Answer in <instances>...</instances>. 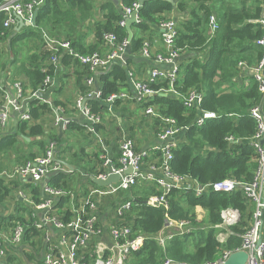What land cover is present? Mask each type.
Segmentation results:
<instances>
[{
  "label": "trees",
  "instance_id": "1",
  "mask_svg": "<svg viewBox=\"0 0 264 264\" xmlns=\"http://www.w3.org/2000/svg\"><path fill=\"white\" fill-rule=\"evenodd\" d=\"M136 1L139 0L102 2L101 9L106 12L104 20L94 24L95 35L101 43L103 34L108 32L115 33L119 41L128 37L126 27L119 22L124 18V9L131 7ZM174 1L148 0L141 7L140 21L132 25L134 37L127 56L128 66L132 63L131 55L142 52L146 41L144 34L148 33L152 26L159 27L160 23L167 19V13L175 9L178 12L175 47L180 54L192 52L195 56L180 65L181 73L174 85L176 93L165 91L170 88L168 80H159L151 84V88L159 92L143 100V108L154 106L160 116L175 119L182 128L188 127L183 131L185 133L183 141L173 149L174 156L170 161V169L174 174L190 177L203 186L226 178L243 183L251 182L258 167V155L252 145L257 124L250 110L256 105L264 104V93L259 90V84L253 77L252 84L247 87L238 88L230 85L225 91L221 87L238 75V63L246 62L253 65L263 55V49L256 44V40L262 34L261 25L255 22L263 13L262 0H180L177 3ZM93 8L94 0H45L39 7L36 26H26L15 35L14 30L4 27L6 15L0 14V59L7 50L12 51L15 63L18 57L17 45L21 41L27 40V43L35 44L37 48L35 51L32 49L26 56L27 62H21L19 66V72L27 79L26 84L22 81L24 90L27 91L29 88L36 91L43 86L47 76L53 77L57 71L51 60V52L43 43L40 28L46 29L52 37L70 41L80 54L96 52V47L82 48L81 39L77 34V28H83V24L93 16ZM212 15H215L218 23V29L214 32L210 26ZM200 54L204 55L203 59ZM63 57L60 62L63 61L64 64L71 60L79 62L70 55ZM85 67L88 73L89 67ZM96 78L102 97L92 99L89 104L92 113L98 115L106 112L104 102L111 94L128 88L129 69L111 65L109 71L97 75ZM192 90L201 94L202 99L198 106L189 108L184 105L182 98ZM160 93L167 95L160 96ZM3 95L4 89L0 87V100L3 99ZM60 104L59 101L54 103L57 107ZM30 107L34 120L52 112L51 106L43 103L41 99L31 100ZM203 111L215 112L217 117L207 119L202 126H198L195 120ZM152 122L154 128H157L160 119L154 118ZM99 127L96 128L100 129ZM27 129L31 137L44 134L41 125L19 121L13 133L0 139V155L10 160L12 154H15L14 165H17V154L26 162L46 151L48 143L45 139L27 142L22 138L30 148L36 146L37 153L34 150L27 152L21 148L18 137L25 134ZM128 138L133 139V134ZM51 140L60 143L62 139L52 137ZM156 157L162 160L160 151L153 153L150 160ZM79 161L83 159L79 158ZM101 161L100 157L97 166ZM2 165L3 163L0 164V168ZM85 171L93 173L94 170L85 167ZM78 174L77 171L55 174L51 177L49 186L73 193L81 192L80 188H75L78 184L84 187L87 184L97 187L89 178L85 181ZM19 187L32 194L36 203H40L43 198L40 186L24 182L18 177L9 181L6 176H0V241L6 246L3 236L11 237L13 228L17 223H22L25 226L23 242L28 246L20 251V255L28 263L44 264L36 253L37 246L34 240L41 234L42 229L34 226V219L30 216L31 207L17 198L15 193ZM131 192L134 201L131 211L126 215V221L132 227V236L142 235L145 240L138 251L127 256V262L130 264H159L167 258L188 264L214 261L225 251H234L241 247L242 235L249 226L255 209V205L247 200L240 186L229 193L216 192L211 188L202 194H197L194 190L173 189L167 195L168 208L151 204L154 197L163 193L156 182L138 184ZM11 201H14L16 206L12 213L9 212ZM229 207L241 212V220L229 228L227 241L220 243L216 238L217 229L213 226L222 221L221 211ZM54 209L62 215L60 218L63 221L69 222L71 211L68 197L56 198ZM198 211L205 214L199 215ZM168 220L189 221L196 231L174 237L168 240L165 248H162L156 237L163 231ZM14 259V254L8 252V261L13 263Z\"/></svg>",
  "mask_w": 264,
  "mask_h": 264
},
{
  "label": "built area",
  "instance_id": "2",
  "mask_svg": "<svg viewBox=\"0 0 264 264\" xmlns=\"http://www.w3.org/2000/svg\"><path fill=\"white\" fill-rule=\"evenodd\" d=\"M45 0H0V14H5L4 27L14 30L18 26L19 19L24 22L34 17L36 8H39ZM263 13L260 19L255 22L261 25L262 34L256 40V44L264 51V0H262ZM141 6L138 1L134 2L131 7L124 9V18L119 22L125 25L126 18L135 13L138 22L140 21ZM177 21L175 18L163 20L159 27L162 32L165 51L157 53L153 57L154 67L149 73L147 79L135 78L133 73H129V80L132 88L139 97L146 94L155 95L159 91L151 88V84L159 80H168L170 88L165 90L169 93H176L175 83L181 73L179 50L175 47L176 37L178 35ZM210 26L212 32L218 29V23L215 15L210 17ZM41 36L45 48L51 52V60L54 65L60 63L64 54H69L84 66L89 67L91 73L87 80L89 85L96 83L95 74L102 69L110 66L114 61L127 63L125 56L130 47L127 38L119 41L115 33L108 32L103 34V42L110 47L109 52L101 54L96 51L90 54H80L76 51L72 43L68 40L57 39L52 37L46 29L41 30ZM143 55L152 58L149 52L148 44L142 49ZM239 65L250 72L253 80L259 85V90L264 93V52L262 57L253 65L246 62H240ZM53 77L47 76L43 86L39 89L45 91L52 84ZM1 87V86H0ZM14 90V91H13ZM13 90L4 89L3 99L0 100V132L7 129L12 122L13 117L18 121H32L31 108L27 100L36 98L37 91L27 92L24 90L23 83L17 81L13 84ZM96 98L102 97V91L99 89L90 93ZM127 97L125 93H113L106 102L113 104L117 99ZM183 102L186 107L192 108L201 103L202 95L195 90L188 92L183 96ZM82 99L78 100V106L82 107ZM83 112L88 118L91 127L92 124L100 122V116L93 114L90 107L85 106ZM151 118L160 119V130L157 133L153 146L137 150L132 139L124 137L120 142V154L118 161L114 162L112 157L104 154L101 157V164L98 168L96 177L107 179L112 173H124L129 167L133 172L124 173L116 183L108 186H90L88 190L80 193H73L62 189H54L43 182L52 172L60 170L66 171V167L57 160L58 145L55 141L48 142L45 153L33 160L24 162L14 168L8 176L14 178L17 176L22 179H30L35 186L41 187L43 198L40 203H36L28 193L19 192L17 198L23 200L31 207V217L34 219V226L43 229L44 223L54 225L62 231L61 242L54 243L47 241L48 253L43 259L44 264H89L86 260L87 253L93 259V264H130L127 262V256L131 252L138 251L145 237L142 235L132 236V227L126 221V215L131 211L134 197L131 189L144 182H156L163 193L152 199L151 204L156 207L165 206L168 208V193L173 189L194 190L197 194H202L208 188L216 192L229 193L242 187L244 196L248 201L255 205L253 216L249 226L242 235V245L234 251H225L222 256L214 261L204 264H223L227 258L236 251L245 250L248 258L245 264H264V104L254 106L250 112L252 118L256 121L257 130L252 137V145L257 151L258 167L255 171L254 179L251 182L243 183L236 179L226 178L209 185H201L196 180L187 176H178L170 169V161L173 159V149L181 142L178 135L188 127L178 126L177 121L170 117L160 116L154 106H149L145 110ZM217 114L212 111H203L197 117L195 123L202 126L207 119L215 118ZM70 123V119L58 112L54 120V126L65 130ZM178 141V142H177ZM180 141V142H179ZM160 151L161 158L156 157L150 160L153 153ZM5 173L0 174V176ZM129 192V194H127ZM59 197H68L73 201L77 198L76 203L70 206L71 218L69 222L63 221L55 209V199ZM66 209V208H65ZM64 209V210H65ZM39 212L44 213L42 221L38 217ZM107 214L105 226L110 233L113 242L109 246L105 242L98 240L93 244L94 239L99 237L103 232L101 217ZM29 217V214H27ZM222 221L213 227L217 229L216 238L220 243L227 241L229 228L236 225L241 220V212L236 208H225L221 211ZM194 227L189 221L168 220L163 231L156 237L157 242L162 248L166 247L168 240L177 236H184L191 233ZM25 235V226L17 223L11 233V242L17 246L23 243ZM0 264H13L8 261V247L0 241ZM28 263L23 257V262ZM159 264H188L174 261L167 258Z\"/></svg>",
  "mask_w": 264,
  "mask_h": 264
},
{
  "label": "crops",
  "instance_id": "3",
  "mask_svg": "<svg viewBox=\"0 0 264 264\" xmlns=\"http://www.w3.org/2000/svg\"><path fill=\"white\" fill-rule=\"evenodd\" d=\"M103 1L104 0H96L94 2V8L92 10L93 16L83 24V28H77V34L78 37L81 39L80 42L82 44V48L91 49L96 47V51L100 52L101 54H106L107 52H109L110 47L104 44V42L101 43L98 40L95 35L94 28V24L97 21L104 20V15L106 12L101 9V4ZM178 1L180 0H175L174 3H177ZM176 16H178L177 9L167 13V18L177 19ZM144 38L146 40L145 44H148L149 52L152 58H147L143 55V52H139L137 54H132V63L129 66L127 64L129 73H133L134 77L139 79L148 78L149 73L155 66L153 63V57L157 53L165 51L163 36L160 27H150L149 32L144 34ZM32 49L33 47L30 48L29 43L21 45V42H18V57L15 63L13 61V52L6 51L5 54H7V56L3 55V57L0 59L1 88L12 91L13 84L15 82L23 81V83L26 84L25 82H27V79L23 73L19 72V66L21 62H27L26 56L30 52H32ZM36 49L37 48L33 49V51H35ZM194 54L195 53L192 52H184L183 54H180L178 62L181 65L187 59L191 58L192 56L194 57ZM64 55L69 54L66 53ZM203 56V54H200V57L202 59ZM54 66L57 68V71L53 76L52 84L45 89V91H47L48 89L54 87V90L51 92L49 99L44 100L39 98L38 96L34 98L41 99L43 103L49 104L51 106L52 112L46 113L37 120L33 119L32 121H29L30 125H41L43 127L44 134L43 136L31 137L28 134L29 130L27 129L25 134H21V136L19 135L18 137L19 145L22 149L27 152L34 150V152L37 153V147L34 146L31 147V149L28 144L24 143L22 138L25 139L27 142H31L32 140L36 139H45L48 143L49 141H51L52 137H59L60 139H62L60 143L57 140H54L58 145L57 160L71 164L74 167L73 171L68 168H65L67 166H65L64 164L62 165L64 166L66 171H68V173H73L77 171L79 173L78 175L86 181L89 175L96 174V171L101 164L100 162V164L97 166L98 159L102 157V155L107 154L112 157L114 162L118 161V157L120 154V142L122 138H128L133 134L132 140L134 141L136 148H139L140 150L153 146L157 137V133L160 130V124L157 127L158 129L154 128V126L152 125V119L146 114V109L143 108V100H145V98L139 97V95L135 93L130 80H128V88L124 91L119 92V94H127V97L117 99L113 104L106 102L105 100L104 104L106 106V112L102 114L99 113L98 115L101 118L100 122L94 125L92 124L91 127H89L88 125H90V123L88 121V118L83 112V108L79 107L77 103L79 99H82V103L84 104L85 102V105L90 107L91 105L89 104V102L92 99H98L95 96L91 98V95H89L90 93L98 90L97 85L99 82L97 81V78L95 81L96 83H94L93 85H89L87 83V80L91 75L90 71L88 72V74V69L84 65H81L79 62L74 60H71L68 64H64L63 61H61L58 65ZM110 68L111 65L105 69H102L101 71H98L97 74H95V77L97 75H101L102 73H106L110 70ZM237 69L239 70L238 75L232 80L227 81L222 85L221 88L224 91L229 88L230 85L240 88L247 87L252 84L253 80L251 73L248 71L246 72V70L242 68L239 63L237 65ZM40 88L41 87H39L36 91H41L39 90ZM31 91L32 89H27V92ZM34 99L29 98L27 100L29 106L30 101ZM55 101L61 102V104L59 105L60 107L54 105ZM58 112L62 113L64 116L70 119V123L64 131L61 130L59 127L54 126V120L56 119ZM18 123V119L16 123L15 117H13L12 122L10 123L8 128L0 132V139H2L5 135L9 133H13L15 131V126ZM96 125L100 126V129L96 128ZM184 136L185 133L181 132L178 135V139L180 141H183ZM97 152L99 155L97 154ZM84 153L85 156H83ZM96 154L98 155V157ZM79 158L83 159V161H79ZM1 163H3V165L2 168H0V174L11 173V171H8L10 163L7 162L6 158H3L2 154L0 155V164ZM23 163L24 161L21 160L17 162V165L10 164L12 172L15 167ZM84 166L88 169H93L95 172L93 171V173H87L85 171ZM5 174L4 176H6ZM17 177L22 179V177L20 176ZM6 178L9 179V181L11 179H14L10 178L9 176H6ZM22 181L33 183L32 181H30V179H22ZM85 181H83L84 184H86ZM89 187L90 185L87 184L86 187L83 186V188H80V191L88 190ZM20 191H24L26 192V194L28 193L26 190L19 187L15 194L18 195ZM28 194L32 195L30 193ZM76 200L77 198L73 201L69 200V205L71 206L72 204H75ZM10 204L11 207L9 212L12 213V211H15L16 206L14 201H11ZM199 213V215L205 214L202 213V211ZM38 217L42 221L44 218V213L39 212ZM107 217V214L102 215L101 221L102 226L104 227L103 232L101 235H99V237L94 239L93 244L98 240H101L109 246L112 245L113 239L105 226V221ZM42 222L44 223V221ZM61 235L62 231L60 229L56 228L54 225L44 223V227L41 230V234L34 239L37 246L36 253L39 255V258L43 260L45 258V254L48 253L46 240H49L50 242L54 243H60ZM3 240L6 243V246H9L8 252L14 254L15 261L13 262V264H17V262H23V257L20 255V251L24 248H27L28 245L24 242L20 246L12 244V242L10 241L11 237L6 235L3 236ZM86 260L89 264H93V259L92 257H90V253H87Z\"/></svg>",
  "mask_w": 264,
  "mask_h": 264
},
{
  "label": "water",
  "instance_id": "4",
  "mask_svg": "<svg viewBox=\"0 0 264 264\" xmlns=\"http://www.w3.org/2000/svg\"><path fill=\"white\" fill-rule=\"evenodd\" d=\"M148 1V0H139V4L141 7H143L144 3ZM38 11H39V8H36L35 9V12H34V17L33 19L31 20V22H24L22 19H19V23H18V26H16L14 28V35L21 31L23 27L25 26H36V22H37V15H38ZM138 20H137V17L135 15V13H133L130 17H127L126 18V22H125V27L127 29V32H128V41L131 42L133 37H134V32H133V29H132V25L137 23ZM130 53V49H128L125 53V56L127 58L128 54ZM111 65H119L121 66L122 68L124 69H127V64H123L121 62H118V61H114ZM264 73V71H263ZM97 89L99 90V86L97 85ZM54 90V87L48 89L47 91H38L37 92V96L41 99H44V100H48L49 99V96L51 94V92ZM160 96H166V93H160ZM94 95L91 96V98H93ZM145 99H148L150 97H153V95L151 94H146L143 96ZM85 102L82 106V108L84 109L85 107ZM16 120V119H15ZM16 123H17V120H16ZM61 164H64L65 166H67L66 168L70 169V170H74V167L69 164V163H66V162H61L60 160H58ZM61 172H68V171H64V170H60V171H57V172H52L48 175L47 179L43 182V185H47L49 184L50 182V179L52 176H54L55 174H58V173H61ZM133 172L132 168L129 167L124 173L128 174V173H131ZM124 173H112L108 176L107 179H102V178H99V177H96L95 175H89L88 178L92 181V183H94L95 185L97 186H108L112 183H116L119 181L120 177L122 174ZM247 258H248V253L245 251V250H239V251H236V252H233L228 258L227 260L223 263V264H245L246 261H247Z\"/></svg>",
  "mask_w": 264,
  "mask_h": 264
},
{
  "label": "rangeland",
  "instance_id": "5",
  "mask_svg": "<svg viewBox=\"0 0 264 264\" xmlns=\"http://www.w3.org/2000/svg\"><path fill=\"white\" fill-rule=\"evenodd\" d=\"M96 0H94V2H95ZM26 27V26H25ZM25 27H23V28H25ZM22 28V29H23ZM42 29H44V28H42ZM41 28H40V33H41V30H42ZM28 41L26 40V41H21V45H24V44H26ZM29 47L31 48V47H33V49H35L36 47H35V44H32V43H29ZM7 52H8V50H7ZM4 56H7V54H5ZM14 157V158H13ZM15 159H16V155L15 154H12V156H11V158H10V160H7V162L8 163H10L11 165H14V161H15ZM22 160V158L20 157V155H18L17 156V162H19V161H21ZM9 164V170L8 171H11V173H12V168H10L11 167V165ZM11 173H8V174H5L6 176H8L9 174H11ZM80 177V176H79ZM78 177V178H79ZM15 178V177H14ZM75 188H83V185L82 184H78ZM23 193H26V192H24V191H22ZM69 207H70V205H69ZM197 214H200L199 213V211L197 212ZM207 230V229H206ZM193 232L194 231H196L195 229H193L192 230ZM191 231V232H192Z\"/></svg>",
  "mask_w": 264,
  "mask_h": 264
}]
</instances>
